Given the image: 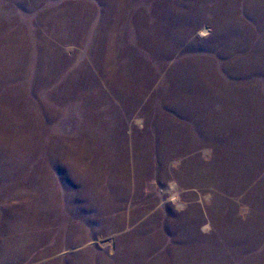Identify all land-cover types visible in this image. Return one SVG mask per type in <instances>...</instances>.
<instances>
[{
  "label": "rangeland",
  "instance_id": "374dc122",
  "mask_svg": "<svg viewBox=\"0 0 264 264\" xmlns=\"http://www.w3.org/2000/svg\"><path fill=\"white\" fill-rule=\"evenodd\" d=\"M0 264H264V0H0Z\"/></svg>",
  "mask_w": 264,
  "mask_h": 264
}]
</instances>
